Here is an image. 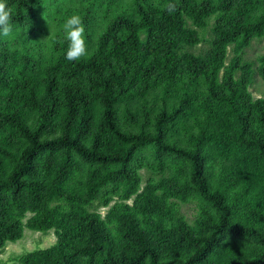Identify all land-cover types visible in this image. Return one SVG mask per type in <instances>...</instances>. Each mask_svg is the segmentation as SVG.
Listing matches in <instances>:
<instances>
[{
  "label": "trees",
  "instance_id": "16d2710c",
  "mask_svg": "<svg viewBox=\"0 0 264 264\" xmlns=\"http://www.w3.org/2000/svg\"><path fill=\"white\" fill-rule=\"evenodd\" d=\"M124 1L77 61L65 35L50 57L0 41V248L52 229L20 264H264V96L241 57L264 0ZM39 2L6 0L12 26ZM211 13L208 50H183L199 42L186 18ZM143 167L158 176L140 187Z\"/></svg>",
  "mask_w": 264,
  "mask_h": 264
},
{
  "label": "rangeland",
  "instance_id": "374dc122",
  "mask_svg": "<svg viewBox=\"0 0 264 264\" xmlns=\"http://www.w3.org/2000/svg\"><path fill=\"white\" fill-rule=\"evenodd\" d=\"M91 3L90 8L88 5ZM82 6L86 8L83 9ZM126 9L124 0H40L34 9V16L22 28L12 26L13 31L9 37L0 36V41H7L11 47H24L29 52H42L47 57L52 56L53 52L48 50L52 42L65 35L63 24L65 20L73 14H78L83 21L85 34L88 32L90 39H95L101 30L116 15ZM218 13H211L205 18L203 26L195 25L190 19L186 18V26L197 31L199 42L195 45L185 46L183 50L195 55L202 56L210 47L213 38L214 21ZM233 55L232 46L227 47V59ZM264 55V37H254L249 44L243 48L241 57L242 62L250 63L252 67V79L248 85V91L253 98L264 96V78L257 73L259 58ZM236 72L235 75H237ZM142 187L147 179L157 177L158 174L151 169L143 167L139 170ZM103 206L98 201H94L91 210L98 211L103 216L108 207L116 200ZM132 202V198L127 200ZM200 200L196 197L191 198L185 203H179V211L190 224L193 223L200 209ZM30 214L27 213V216ZM55 242L53 230L46 232L32 231L24 229L23 235L15 242H7L0 248V264H20L19 256L30 250L44 248Z\"/></svg>",
  "mask_w": 264,
  "mask_h": 264
},
{
  "label": "clouds",
  "instance_id": "9594fccd",
  "mask_svg": "<svg viewBox=\"0 0 264 264\" xmlns=\"http://www.w3.org/2000/svg\"><path fill=\"white\" fill-rule=\"evenodd\" d=\"M167 11L174 12L176 5L169 3L166 6ZM11 9L6 0H0V35L9 37L13 31ZM65 38L69 42L66 50V59L77 61L88 55L89 47L85 41V27L82 18L78 14L68 17L63 24Z\"/></svg>",
  "mask_w": 264,
  "mask_h": 264
}]
</instances>
